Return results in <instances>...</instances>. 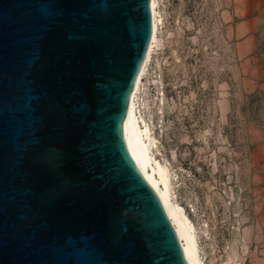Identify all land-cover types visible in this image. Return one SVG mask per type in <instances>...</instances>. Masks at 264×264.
Masks as SVG:
<instances>
[{
  "label": "water",
  "instance_id": "1",
  "mask_svg": "<svg viewBox=\"0 0 264 264\" xmlns=\"http://www.w3.org/2000/svg\"><path fill=\"white\" fill-rule=\"evenodd\" d=\"M150 0H0V264H188L121 124Z\"/></svg>",
  "mask_w": 264,
  "mask_h": 264
},
{
  "label": "rangeland",
  "instance_id": "2",
  "mask_svg": "<svg viewBox=\"0 0 264 264\" xmlns=\"http://www.w3.org/2000/svg\"><path fill=\"white\" fill-rule=\"evenodd\" d=\"M157 10L139 92L155 157L204 264H264V0H158Z\"/></svg>",
  "mask_w": 264,
  "mask_h": 264
},
{
  "label": "bare ground",
  "instance_id": "3",
  "mask_svg": "<svg viewBox=\"0 0 264 264\" xmlns=\"http://www.w3.org/2000/svg\"><path fill=\"white\" fill-rule=\"evenodd\" d=\"M157 7L158 0H150L152 18L150 41L128 96L126 113L121 124L122 138L129 158L159 198L175 230L185 261L188 264H204L200 255L196 228L174 199L169 168L155 157V150L159 151L158 141L153 135L151 126L146 122L139 104L142 80L147 74L153 49L159 43L157 32L162 19Z\"/></svg>",
  "mask_w": 264,
  "mask_h": 264
},
{
  "label": "crops",
  "instance_id": "4",
  "mask_svg": "<svg viewBox=\"0 0 264 264\" xmlns=\"http://www.w3.org/2000/svg\"><path fill=\"white\" fill-rule=\"evenodd\" d=\"M254 252H256V251H254ZM252 253H253V251H252Z\"/></svg>",
  "mask_w": 264,
  "mask_h": 264
}]
</instances>
